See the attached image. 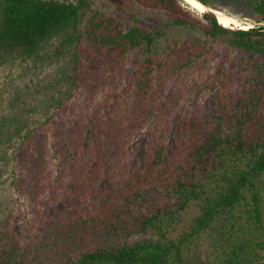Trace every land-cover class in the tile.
<instances>
[{
    "label": "trees",
    "instance_id": "16d2710c",
    "mask_svg": "<svg viewBox=\"0 0 264 264\" xmlns=\"http://www.w3.org/2000/svg\"><path fill=\"white\" fill-rule=\"evenodd\" d=\"M95 1L0 0V70L34 76L0 104V184L18 157L39 204L50 151L67 178L30 239L0 202V264H264V0Z\"/></svg>",
    "mask_w": 264,
    "mask_h": 264
},
{
    "label": "rangeland",
    "instance_id": "374dc122",
    "mask_svg": "<svg viewBox=\"0 0 264 264\" xmlns=\"http://www.w3.org/2000/svg\"><path fill=\"white\" fill-rule=\"evenodd\" d=\"M105 0H96V4L103 6L102 3ZM186 2V0H185ZM188 3V2H186ZM186 8L193 11L196 15H200L203 11H200L194 8L192 5L188 3ZM223 8L226 12L233 13L235 11V7L231 4L223 5ZM110 9L114 10V7H110ZM116 10V8H115ZM243 11V10H242ZM224 13V12H223ZM121 17L126 19L128 25L133 23V20L137 17L141 22H148L149 19L142 15H135L134 17L127 18V15L124 13H118ZM243 14L246 15L243 19L247 20L248 25L255 22V15H253L250 11H245ZM240 24H243L242 22ZM219 60V56L217 57ZM236 62L238 59H235ZM218 61L213 62L212 66L214 68L217 67ZM45 75H52L53 69H49L45 72ZM44 75V76H45ZM43 76V77H44ZM34 76L32 73H24L19 66H8L4 67L0 70V104L1 106H7L14 94V89L16 87H25L27 83ZM180 86L184 89L186 86L185 83H181ZM33 102V99H31ZM209 109H213L214 107V99L206 100ZM37 103V101L35 102ZM97 102H93L90 104L84 94L78 93L76 97L73 99L71 103L66 105V109L61 111L57 116V120L63 122V120L67 121V125H73L72 120L81 117L83 114L88 112V110L92 111L94 105ZM43 117V116H42ZM65 123V122H64ZM141 138V139H140ZM139 139V145L146 146V141L148 143V133L141 136ZM10 150V158L12 156ZM50 156L48 157V167L50 177H47L45 184L48 186L50 184L51 188L44 193L41 197V202L36 204L29 192L25 191L24 188L21 191L16 189V186L13 184V180L18 177V166L17 160L19 158L13 159L11 163H9L8 167H5L4 174L1 178L3 181L0 184V202L2 204V210L4 213V217L10 218L13 221V225L15 228V232L20 236L21 239H30L34 234L40 231V225L43 224V220L49 218V215L52 213L53 208L56 206V201L54 199V195L50 192L52 189L56 190L59 184L66 183L67 178L63 176V170L59 166V159L55 157L53 152L50 151ZM18 156V155H17ZM37 209L41 210L37 213Z\"/></svg>",
    "mask_w": 264,
    "mask_h": 264
},
{
    "label": "bare ground",
    "instance_id": "6f19581e",
    "mask_svg": "<svg viewBox=\"0 0 264 264\" xmlns=\"http://www.w3.org/2000/svg\"><path fill=\"white\" fill-rule=\"evenodd\" d=\"M186 2H188L190 5H192L194 8L203 11L205 9H208L207 7H205L203 4H201L200 2L196 1V0H186ZM217 16H218V20L221 24L228 26V27H241V28H248L251 25L248 24H240L241 22L237 19H235L234 17H231L230 15H227L221 11H217Z\"/></svg>",
    "mask_w": 264,
    "mask_h": 264
},
{
    "label": "water",
    "instance_id": "95a60500",
    "mask_svg": "<svg viewBox=\"0 0 264 264\" xmlns=\"http://www.w3.org/2000/svg\"><path fill=\"white\" fill-rule=\"evenodd\" d=\"M196 1H198V0H196ZM198 2H200V1H198ZM201 3V2H200ZM202 4V3H201ZM204 5V4H203ZM205 6V5H204ZM205 7H207V6H205ZM212 11H214L215 13L217 12V11H220V10H212ZM222 12V11H221ZM216 15H217V13H216ZM231 16V15H230ZM218 17V16H217ZM231 17H233V16H231ZM235 19H237L238 20V18H236V17H234ZM239 21H242L243 23H246V24H248V22H247V20H239ZM251 26H252V24H250Z\"/></svg>",
    "mask_w": 264,
    "mask_h": 264
},
{
    "label": "clouds",
    "instance_id": "9594fccd",
    "mask_svg": "<svg viewBox=\"0 0 264 264\" xmlns=\"http://www.w3.org/2000/svg\"><path fill=\"white\" fill-rule=\"evenodd\" d=\"M185 1V0H184Z\"/></svg>",
    "mask_w": 264,
    "mask_h": 264
}]
</instances>
